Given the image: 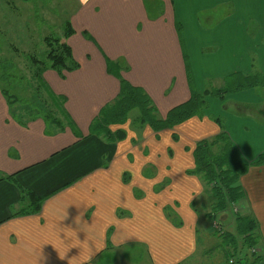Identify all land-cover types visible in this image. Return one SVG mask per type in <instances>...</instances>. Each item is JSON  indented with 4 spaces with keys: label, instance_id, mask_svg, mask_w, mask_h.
<instances>
[{
    "label": "crops",
    "instance_id": "1",
    "mask_svg": "<svg viewBox=\"0 0 264 264\" xmlns=\"http://www.w3.org/2000/svg\"><path fill=\"white\" fill-rule=\"evenodd\" d=\"M62 2L70 6L65 43L78 67L42 77L61 104L63 128L20 121L0 89V177H8L0 181V264H198L215 236L209 218L227 217L214 214L210 185L193 171L195 144L219 133L209 116L223 121L250 165L239 179V212L264 226V166L253 165L264 154V88L208 98L203 118L159 134L145 126L126 138L127 122L112 126L124 132L113 143L89 129L118 97L121 78L163 119L192 89L264 77L262 24L248 34L252 0ZM23 191L45 199L37 214H20L31 205Z\"/></svg>",
    "mask_w": 264,
    "mask_h": 264
},
{
    "label": "trees",
    "instance_id": "2",
    "mask_svg": "<svg viewBox=\"0 0 264 264\" xmlns=\"http://www.w3.org/2000/svg\"><path fill=\"white\" fill-rule=\"evenodd\" d=\"M24 1L28 2V0ZM66 27L62 37H56L50 40L46 38L49 51L45 53L46 55L42 58V61L36 59L32 60V63H34L36 67L35 72L39 88L44 91L46 96L51 98V104L55 108H61V104L55 95L48 92L43 82L42 75L46 69L62 68L64 70H74L78 67V64L72 60L70 50L65 43L66 37L69 36V26ZM12 70L13 65L0 58V89L7 104L13 110V115L20 121L30 118H41L46 124H51L62 129L64 125L60 117L56 115L52 109L39 110L34 108L32 111L27 112V115H23V117L22 115H17L14 109L15 105H26L27 101L11 93L13 84L15 82L19 83L17 77L12 74ZM114 73L118 76V72L114 71ZM259 76L260 75L255 77V75H253L245 79L242 78L241 81L236 83L232 88H227L226 86L224 89H214L210 86V89H204L201 93H197L192 89L188 101L172 108L163 119H159L155 115L142 89L129 85L121 78L118 97L111 105L101 110L99 116L92 122L89 129L92 135L103 136L107 141L115 143L117 140L119 141L120 138L124 137V132L121 128L113 130L112 126L121 127L126 124L129 119V114L133 111H137L138 113L134 122L138 123L139 129L145 126L151 128L153 132L172 129L190 119L203 118L207 108L205 101L207 97L222 101L227 94L233 91L254 87L264 88V77L260 76L261 79ZM212 120L219 126V133L210 140H201L195 144L192 150L194 162L193 171L194 174L200 175V177L210 185L212 197L216 202L215 209L221 212L231 205L235 206L239 204L244 199L243 192L240 189L239 179L248 171L250 165L240 160L236 149L223 129L222 120L219 118H213ZM173 139L176 140V137L173 136ZM253 165L257 167L261 165L264 166V154L259 155ZM5 179H8V177H0V181ZM24 194L30 199L31 205L20 214H37L45 199L38 198L28 191H23V195ZM234 219L235 233L237 237L241 238L243 247L251 249L257 245L260 246L259 238L255 234L257 223L252 216L237 213ZM218 236L230 240L229 243L233 247L232 256L237 257V237L232 234L227 235V233ZM238 258L239 260H236L237 264L263 263L261 256L255 255V257L251 259L239 256Z\"/></svg>",
    "mask_w": 264,
    "mask_h": 264
},
{
    "label": "rangeland",
    "instance_id": "3",
    "mask_svg": "<svg viewBox=\"0 0 264 264\" xmlns=\"http://www.w3.org/2000/svg\"><path fill=\"white\" fill-rule=\"evenodd\" d=\"M257 2L261 5L256 6L255 1L252 0L251 5L248 8V14L246 16V19L248 20L252 18V20L250 21L251 25L249 26L248 34L253 38L260 32L261 29L258 28L255 23L262 24L264 28V0H257ZM69 7V5L65 6V3H63L62 0H28V2H25L24 0H0V58L1 60L7 61L13 65L12 74L15 75L17 77V80L19 81V83L15 82L13 84L11 93L16 94L18 98L27 101L26 105H15L14 109L19 116L22 115L23 117V115H27V112L32 111V109L34 108L39 110L52 109L55 114L58 115L62 120L61 108L53 107L51 104V98L46 96L44 91L39 88L36 79V67L35 64L32 63V60L36 59L42 61V58H44V56L46 55L45 53L49 51V46L47 44L46 38H49L50 40L52 38L62 37L64 35L63 33L65 32V28H67L66 26H68L66 24L69 21L67 19V9ZM220 18L221 20L223 19L222 15H220ZM240 18L242 20L245 19L244 16H241ZM263 41L264 39L261 40L260 47L264 46ZM259 78L261 77L259 76ZM235 85V81H229L227 83V88H232ZM223 86L225 87L226 85L223 84ZM209 87L210 86L207 84V87H205V89ZM252 90L253 95L257 97L259 91H262L260 88H255ZM208 98L215 99L211 97H207V99ZM219 104L221 108V103ZM254 109L255 107H253V109L247 110L253 111ZM235 113L237 112L235 111ZM137 115V111H133L129 114L130 120L128 119L127 121L129 123V126L123 129L125 134L127 135L126 138L129 137L130 139V136L136 129H138V123L134 122ZM248 115L252 116L253 118H257L259 122L263 123V119L262 117H260V113L251 112L248 113ZM209 117L211 118V121H213V117ZM175 127H173L172 129H174ZM185 127H188L190 131L196 132L195 129H192L187 125H183L181 128L187 130V128ZM149 129L151 130V128ZM168 130L170 129H167V131ZM153 133L159 134L163 132L154 131ZM135 134L137 139L139 140L141 134H138L137 132H135ZM134 141L136 140H132V143ZM240 145L241 147L244 146L243 143H241ZM210 195L212 197V193ZM206 203L208 204V202ZM195 206L199 211L200 203L197 202ZM207 207L210 210V207L208 205ZM214 210V214L216 215L218 211L216 209ZM241 210L242 208H238L237 205H231L227 207V209L221 211V213L227 214V217H225L224 219L216 218L217 220H220V222L213 221V219L209 218L208 226L210 227V233L214 232L215 236L210 235L212 241L210 247L206 249L207 255H204L202 261H199L198 264H219L220 262H225L224 264H227L228 260L232 258H234L235 261L237 259L239 260L238 256L251 259L254 258L255 255L259 257L261 256V259H263L262 264H264V226L259 223V220L255 218L253 214L252 217L257 223L255 234L258 236L259 244L262 248L259 245H257L256 247H252L251 249L243 247L241 238L237 237L235 233L234 219L235 214L240 212L243 213V211ZM223 233H227V235L232 234L233 236L237 237V257L232 256L233 247L228 242L230 240H228V238L225 239L224 237L218 236ZM253 249L254 252H252Z\"/></svg>",
    "mask_w": 264,
    "mask_h": 264
},
{
    "label": "built area",
    "instance_id": "4",
    "mask_svg": "<svg viewBox=\"0 0 264 264\" xmlns=\"http://www.w3.org/2000/svg\"><path fill=\"white\" fill-rule=\"evenodd\" d=\"M252 252H254V249L252 250ZM235 263H236V261L234 258L228 260V262H227V264H235Z\"/></svg>",
    "mask_w": 264,
    "mask_h": 264
}]
</instances>
